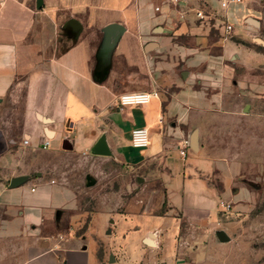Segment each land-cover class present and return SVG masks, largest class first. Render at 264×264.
<instances>
[{
  "label": "crops",
  "instance_id": "crops-1",
  "mask_svg": "<svg viewBox=\"0 0 264 264\" xmlns=\"http://www.w3.org/2000/svg\"><path fill=\"white\" fill-rule=\"evenodd\" d=\"M250 11L244 0L0 1V264H97L79 192L91 158L155 173L174 211L216 227L226 191L199 131L231 104L243 83L233 77L254 68L247 58L263 55L234 39L258 26ZM154 90L146 105L118 106ZM136 127L149 129V146L133 145ZM101 138L110 155L92 153ZM18 176L28 178L11 187Z\"/></svg>",
  "mask_w": 264,
  "mask_h": 264
},
{
  "label": "rangeland",
  "instance_id": "rangeland-1",
  "mask_svg": "<svg viewBox=\"0 0 264 264\" xmlns=\"http://www.w3.org/2000/svg\"><path fill=\"white\" fill-rule=\"evenodd\" d=\"M244 2L259 25L246 26L249 39H234L263 55L247 58L245 65L254 68L233 77L243 83L231 89V104L199 131L218 173L213 182L226 191L220 200L232 203V212H220L216 227L196 226L169 206L155 173L109 157L91 158L84 169L80 160L71 169L87 172L80 174L79 192L97 264H264V0ZM219 231L229 239L221 241ZM150 233L154 246L144 241Z\"/></svg>",
  "mask_w": 264,
  "mask_h": 264
},
{
  "label": "built area",
  "instance_id": "built-area-1",
  "mask_svg": "<svg viewBox=\"0 0 264 264\" xmlns=\"http://www.w3.org/2000/svg\"><path fill=\"white\" fill-rule=\"evenodd\" d=\"M241 2H243V0H221V6L223 8H228L231 5V3H241ZM197 16L200 19H204L206 17L205 13H203L202 11H198ZM233 30H234V25L230 22H227L225 24L226 35H230ZM158 96H159V92L156 90L126 93L119 97L118 106L122 109L129 106H142L150 103L153 98ZM28 142L29 139H25V143ZM132 143L135 147L138 148H145L149 146L150 145L149 129L147 127L134 128L132 130ZM181 153L183 155H186L185 150H181ZM219 205L222 211L227 213L232 212L233 209L232 203L223 199L219 201Z\"/></svg>",
  "mask_w": 264,
  "mask_h": 264
},
{
  "label": "water",
  "instance_id": "water-1",
  "mask_svg": "<svg viewBox=\"0 0 264 264\" xmlns=\"http://www.w3.org/2000/svg\"><path fill=\"white\" fill-rule=\"evenodd\" d=\"M250 21L256 25H259V20L257 19H250ZM192 148L197 150L198 149V130H195L192 134ZM64 148L66 149H71L72 146L70 144H68V142H65ZM92 153L96 154V155H110L111 152L108 149V146L106 144V142L104 141L103 138L99 139L97 141V143L93 146L92 148ZM27 176H18L15 177L11 180V187H17L19 185H21L22 183H24L27 180ZM142 181V180H140ZM91 183V182H90ZM154 233H150L149 237L145 238L144 241L146 242V244L152 245L154 246L155 243L152 242V236H154ZM218 238L221 241H227L229 239V237L227 236V234L224 231H219L217 234ZM114 258H111V261H113Z\"/></svg>",
  "mask_w": 264,
  "mask_h": 264
},
{
  "label": "bare ground",
  "instance_id": "bare-ground-1",
  "mask_svg": "<svg viewBox=\"0 0 264 264\" xmlns=\"http://www.w3.org/2000/svg\"><path fill=\"white\" fill-rule=\"evenodd\" d=\"M153 238H155L154 236H152V240H153ZM153 242V241H152Z\"/></svg>",
  "mask_w": 264,
  "mask_h": 264
}]
</instances>
